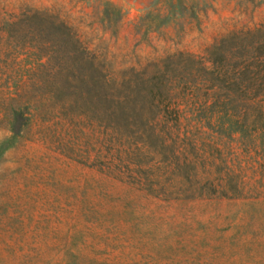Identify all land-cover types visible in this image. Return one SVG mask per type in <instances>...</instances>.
I'll return each instance as SVG.
<instances>
[{
	"label": "rangeland",
	"instance_id": "obj_1",
	"mask_svg": "<svg viewBox=\"0 0 264 264\" xmlns=\"http://www.w3.org/2000/svg\"><path fill=\"white\" fill-rule=\"evenodd\" d=\"M260 29L264 0H0V264H264V132L210 86ZM77 62L165 77L179 127L105 126L47 83Z\"/></svg>",
	"mask_w": 264,
	"mask_h": 264
},
{
	"label": "trees",
	"instance_id": "obj_2",
	"mask_svg": "<svg viewBox=\"0 0 264 264\" xmlns=\"http://www.w3.org/2000/svg\"><path fill=\"white\" fill-rule=\"evenodd\" d=\"M211 58L213 69L210 73L214 76L210 86L225 89L223 98L226 102L243 107V114L230 115L229 119L251 129L254 137L251 135V141L245 142L256 146L255 137L264 132V29L251 36L233 34L223 39ZM62 70L66 72L65 85L58 84L57 78L47 83L62 94H74L75 99L84 101L88 99L89 106L96 103L107 127L120 130L138 126L150 142L157 139L156 125L179 127L183 114L175 108L169 110L174 97L165 77L139 73L119 82L91 62L68 64L58 71ZM71 76L75 79L74 84L70 81ZM50 78L51 75L47 79ZM216 97L219 101L220 94ZM221 118L212 114L194 120L200 127L215 129L224 126Z\"/></svg>",
	"mask_w": 264,
	"mask_h": 264
}]
</instances>
